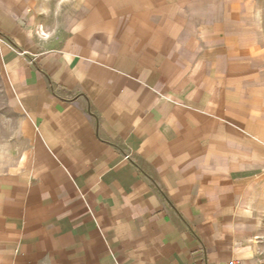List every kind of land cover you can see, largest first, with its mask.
I'll return each instance as SVG.
<instances>
[{"label": "crops", "instance_id": "crops-1", "mask_svg": "<svg viewBox=\"0 0 264 264\" xmlns=\"http://www.w3.org/2000/svg\"><path fill=\"white\" fill-rule=\"evenodd\" d=\"M254 5L82 0L58 29L0 0L24 144L0 173V264H264Z\"/></svg>", "mask_w": 264, "mask_h": 264}, {"label": "rangeland", "instance_id": "rangeland-1", "mask_svg": "<svg viewBox=\"0 0 264 264\" xmlns=\"http://www.w3.org/2000/svg\"><path fill=\"white\" fill-rule=\"evenodd\" d=\"M36 4L38 15L50 25L61 29L72 22L82 0H32ZM251 15L256 20L264 37V0H254ZM22 120L7 106L0 78V173L17 164L23 155ZM263 197V196H262ZM264 198V197H263ZM256 210L264 213V202L256 204ZM262 239L264 242V219L262 220Z\"/></svg>", "mask_w": 264, "mask_h": 264}, {"label": "built area", "instance_id": "built-area-1", "mask_svg": "<svg viewBox=\"0 0 264 264\" xmlns=\"http://www.w3.org/2000/svg\"><path fill=\"white\" fill-rule=\"evenodd\" d=\"M127 157H129V156H127ZM203 264H208V263L205 262V263H203ZM228 264H239V263H237L236 261H231V262H229Z\"/></svg>", "mask_w": 264, "mask_h": 264}]
</instances>
